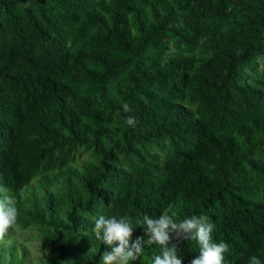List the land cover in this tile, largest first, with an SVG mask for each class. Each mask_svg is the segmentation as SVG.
Wrapping results in <instances>:
<instances>
[{
	"label": "trees",
	"instance_id": "obj_1",
	"mask_svg": "<svg viewBox=\"0 0 264 264\" xmlns=\"http://www.w3.org/2000/svg\"><path fill=\"white\" fill-rule=\"evenodd\" d=\"M229 1L0 0V184L20 196L51 145L125 125L123 145L100 148L86 194L72 191L70 221L43 230L54 248L50 264H71L87 239L92 250L78 264L102 262L111 248L83 233L96 208L98 216L129 217L133 243L147 240L145 215L205 216L215 225L212 241L229 245L223 264H247L252 255L264 262V76L258 85L232 84L260 46L264 0H249L243 26L222 30L214 19ZM166 35L180 48L172 57H164ZM202 37L211 54L196 65ZM186 91L194 109L175 102ZM175 134L156 170L140 163L120 174L114 165L134 140L149 145ZM190 237L173 240L182 264L200 255ZM159 252L145 245L129 264H152Z\"/></svg>",
	"mask_w": 264,
	"mask_h": 264
},
{
	"label": "rangeland",
	"instance_id": "obj_2",
	"mask_svg": "<svg viewBox=\"0 0 264 264\" xmlns=\"http://www.w3.org/2000/svg\"><path fill=\"white\" fill-rule=\"evenodd\" d=\"M249 0H231L228 2L225 13L215 16L214 23L220 28L231 26L240 28L243 26L244 15ZM205 37V36H204ZM192 51L196 57V65L211 54V49L202 39ZM168 46L164 57L178 54L180 48L166 35ZM256 39L259 47L253 57L238 68L239 77L232 84L244 82L256 83L264 76V28H260ZM230 88H233L232 86ZM175 102L181 107L194 109L196 102L191 100L186 91ZM120 131L103 136L100 139L86 138L81 140L65 138L59 145L50 146L49 157L42 161L32 180L23 188L21 195L13 197L18 209L16 223L0 239V264H50L54 252L53 246L43 238L45 228L53 229L50 223L65 224L70 221V212L73 205L72 191L77 189L79 193L86 194L84 181L91 167H96L101 159L100 148L110 149L115 145L124 144L125 125L120 122ZM164 135L149 145L133 141V151L127 150L124 154L117 155L114 165L120 174L130 172L140 163L156 170L165 153L173 152L177 141ZM132 145V144H131ZM99 208L89 217L95 219ZM164 213V212H163ZM88 219L87 216H84ZM90 225L83 227L84 234H91ZM129 241V246L132 245ZM92 250L89 239L82 244L79 258L71 264H78L81 258ZM100 264H103L101 262Z\"/></svg>",
	"mask_w": 264,
	"mask_h": 264
},
{
	"label": "clouds",
	"instance_id": "obj_3",
	"mask_svg": "<svg viewBox=\"0 0 264 264\" xmlns=\"http://www.w3.org/2000/svg\"><path fill=\"white\" fill-rule=\"evenodd\" d=\"M125 112H130V105H122ZM125 123L135 127L134 117H127ZM18 209L13 196L6 184H0V239L16 223ZM145 236L138 237L129 246V237L132 235L131 220L127 216H98L92 229L96 239L102 240L111 248L101 257L103 264H129L143 253L145 245L156 244L160 248L159 254L152 257V264H182L178 251L179 245L173 242V234L177 240L181 237L197 239L200 244V255L191 261V264H223L224 254L229 251L228 243L212 241V232L215 225L209 222L208 217L192 215L180 219L175 212H164L158 217L143 218ZM116 245V246H114ZM247 264H264L256 255L248 257Z\"/></svg>",
	"mask_w": 264,
	"mask_h": 264
},
{
	"label": "water",
	"instance_id": "obj_4",
	"mask_svg": "<svg viewBox=\"0 0 264 264\" xmlns=\"http://www.w3.org/2000/svg\"><path fill=\"white\" fill-rule=\"evenodd\" d=\"M186 235H187V237L189 238V236H190L191 234L189 233V234H186ZM188 238L181 237L179 240H177L176 237H175V234H173V240L176 241V242H178V241H180V240H183V239H188Z\"/></svg>",
	"mask_w": 264,
	"mask_h": 264
}]
</instances>
